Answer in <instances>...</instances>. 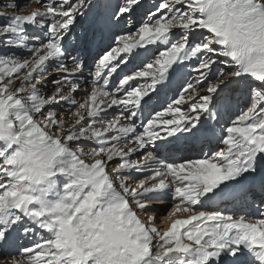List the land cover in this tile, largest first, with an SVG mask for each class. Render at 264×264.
<instances>
[{
	"label": "snow or ice",
	"instance_id": "1",
	"mask_svg": "<svg viewBox=\"0 0 264 264\" xmlns=\"http://www.w3.org/2000/svg\"><path fill=\"white\" fill-rule=\"evenodd\" d=\"M0 4V264H264V0Z\"/></svg>",
	"mask_w": 264,
	"mask_h": 264
},
{
	"label": "rangeland",
	"instance_id": "2",
	"mask_svg": "<svg viewBox=\"0 0 264 264\" xmlns=\"http://www.w3.org/2000/svg\"><path fill=\"white\" fill-rule=\"evenodd\" d=\"M19 2L23 3L24 0H19ZM94 2L97 4H111L114 6L115 4H117L119 2V0H94ZM153 2H155V0H142V8L137 9L136 11H134L132 13V19L135 23H139L140 18L142 17L144 11H146L147 8L150 7ZM35 6L36 5H33V7H35ZM0 10H6V9H3L2 4H0ZM96 11H97V9L94 7L92 12L86 14V16L83 19L78 21L76 28L73 30V34L78 36V37L84 33H87V35L89 37L94 36L92 50H91V53H90L89 58H88L89 71L92 70V64L96 58V54L101 52L102 50H104L105 48H107L111 44L113 33L128 31V29L125 27L124 22L121 21V24L117 28H114L111 32L104 33V34L94 33V31H93V17L95 16ZM29 31L31 32L32 30L30 29ZM24 54H26V53L17 52V55H24ZM127 71H129V69ZM236 95L238 97L239 93H237ZM77 99H80V97L78 96ZM159 99H161V102H160L161 104H163L165 102V99L163 96L160 97ZM157 106H159V105H157ZM246 106H247V100H245V102H243L240 107L243 108ZM235 110H236V108L233 109V111H235ZM210 147H213V145L205 144V146L203 145V150L207 151Z\"/></svg>",
	"mask_w": 264,
	"mask_h": 264
},
{
	"label": "bare ground",
	"instance_id": "3",
	"mask_svg": "<svg viewBox=\"0 0 264 264\" xmlns=\"http://www.w3.org/2000/svg\"><path fill=\"white\" fill-rule=\"evenodd\" d=\"M93 36V35H92ZM130 65H129V68H125V69H123V71L124 72H126L128 69H130ZM163 99V98H162ZM245 100H247L246 99V97H243V98H239V96H238V100H237V102H236V104H234L233 105V109H235L237 106L238 107H240L241 105H242V103L243 102H245ZM159 101L161 102V99H159ZM232 109V110H233ZM202 145V144H201ZM187 149V148H186ZM201 146H200V148H198V149H196V150H193V153H197L198 151H199V154L198 155H196V156H191L192 158H198L199 157V155H200V152H201ZM194 155V154H193ZM165 208H164V206L163 205H161V208H160V215L162 216L164 213H165ZM161 226H163V225H161Z\"/></svg>",
	"mask_w": 264,
	"mask_h": 264
}]
</instances>
